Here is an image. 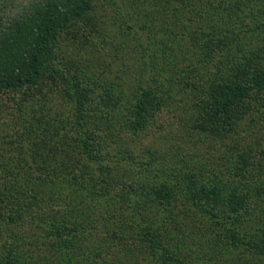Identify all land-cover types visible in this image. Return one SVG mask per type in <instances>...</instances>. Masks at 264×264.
Wrapping results in <instances>:
<instances>
[{
  "label": "trees",
  "instance_id": "1",
  "mask_svg": "<svg viewBox=\"0 0 264 264\" xmlns=\"http://www.w3.org/2000/svg\"><path fill=\"white\" fill-rule=\"evenodd\" d=\"M106 5L95 9L94 0H0V64L5 65L0 75V105L1 93L5 90L33 85L42 78H45L43 83L53 79L65 90L66 99L62 97L71 108L72 120L81 123L76 137L80 141L74 143L73 138L68 140L73 127H68L67 132L64 129L60 132L56 127L50 137L48 128L58 122L49 120L43 105L37 118L27 121L36 130L40 125H47L45 134L50 139L55 136V141L58 133L65 143H48L51 151L46 153L32 149L33 158H43L37 166L39 175L34 180L27 179L32 184L23 182L14 187L7 183L0 190V222H16L24 214L38 211L37 193L30 190L24 193L22 188L38 187L50 175L63 174L66 181L72 182L68 178L70 167L76 169V161L83 157L93 160L96 155L95 146L100 138L91 126L100 123V118L102 131H108L115 138L117 152L129 158L128 170L133 164L132 154L136 153L131 150L128 135L132 139L150 127L162 129L159 115L169 109L174 113L187 112L199 132L210 133L225 142L254 108L255 113L264 117V0H107ZM134 9L139 15L137 20L132 18ZM238 22L245 23L244 27H238L241 30L236 28ZM114 33H118V39ZM107 34L130 50L133 41L137 49L121 56L120 52L115 56H110L111 53L105 58L106 53L98 46V37ZM243 34L250 37L246 48H243L244 42L239 47ZM252 35L257 39L253 47ZM87 48L92 60L95 57L103 60L106 71L98 61L90 60V67L81 54ZM95 51L99 52L98 56ZM41 97L49 107L45 91ZM57 98L52 96L50 100L56 103ZM126 109L128 123L121 127L115 119L123 118ZM190 121L185 119L188 124ZM241 139L244 157L238 159V173L246 176L241 183L225 182L228 177L220 173L224 170L208 167V163L198 164L192 146L175 143L161 150L151 145L156 141L142 148L140 161L148 162L136 179L129 180L124 173L120 175L118 183H122L118 193L111 195L110 188L105 189L111 185L110 179L105 181L98 178V172L93 174L88 177L91 183L88 188L103 180L102 193L107 194V202L93 203L87 206L86 212L74 207L61 218H48L42 231L47 232L53 247L60 250L54 254L51 250L32 264H56L54 260L59 259L62 263L58 264H83L82 260H73L74 244L93 240L91 233L99 226L94 216L103 218L95 214L98 207L106 214L107 227L111 226L117 233L120 225L114 226L113 207H121L123 213L132 207L135 215L145 210L151 214L155 210H167L173 223L178 217L196 216L188 233L189 236L195 233L193 238L202 234L205 242L199 240L201 249L221 239L224 228H231L234 237L235 224L248 223L256 227L257 233V238L250 242L256 257L253 263L264 264V231L253 219L256 210L252 204L264 199V136L254 132L244 134ZM59 155L69 159V164L62 162L66 163L64 172L68 174L53 171L58 165L53 157ZM189 155L193 157L188 158ZM85 164L83 161L81 166ZM101 167L104 170L106 165ZM60 178L63 177H57ZM13 189L18 192L14 193ZM112 198L110 206L108 201ZM117 219L129 223L125 214ZM259 220L264 225L263 216ZM210 225L209 232L205 228ZM77 232L81 240L74 237ZM159 250L161 258L155 264L161 260L170 263L180 254L176 248L175 253H167L164 244ZM0 264H23V259L11 256L8 251Z\"/></svg>",
  "mask_w": 264,
  "mask_h": 264
},
{
  "label": "rangeland",
  "instance_id": "2",
  "mask_svg": "<svg viewBox=\"0 0 264 264\" xmlns=\"http://www.w3.org/2000/svg\"><path fill=\"white\" fill-rule=\"evenodd\" d=\"M103 1L105 0H94V4H96L95 9L99 7H108L106 5L107 0L104 4ZM99 15L100 14H96L95 17L97 18ZM138 16L136 9H134L132 18L137 20ZM100 17H102V15ZM243 24L245 23L238 22L236 28L244 27ZM250 24L251 23H249V26ZM238 29L241 30V28ZM139 32L142 33V31ZM117 34L118 33H114L116 39H118ZM115 38L108 34L103 38L98 37V46L106 53L105 58L111 53L112 55L110 56H115V54L120 52L121 56L123 54L132 53L137 49L134 44L135 42L132 41L130 50L126 46L124 47V45ZM248 38H250L248 35L243 34L239 47L242 46L244 42L243 48H246L249 44ZM250 41L253 47L257 39L252 35ZM93 53L97 56L99 54L97 51ZM81 54H83V57H86V62H89L90 67L92 66L90 60L104 64L103 60H96V57L95 60L90 58L92 57V53H90L89 48L85 49ZM115 65L118 66V62H115ZM104 67L105 64L101 66V68L106 71L107 69ZM134 70L135 67L132 68V71ZM4 71L5 65L2 66L0 64V75ZM44 79L45 78H42L40 82L33 85L28 84L16 90L8 89L1 93L0 190L5 188L7 183L14 187H18L20 183L23 182L32 184L31 181L27 179L34 180V178L39 175L37 166L41 165L43 162V158L32 157V149H38V151H45L46 153L49 150L51 151V146H49L48 143L51 145H54L57 141L59 144L65 143L58 133L56 134L58 139L54 141L55 136H53V139H50V137L54 135L56 127L57 129L59 128L60 132L62 129L67 132L68 127H73V131L69 133L71 135L68 140L72 141L73 138L74 143L80 141L76 137L79 136L78 125H81V123L72 120L74 115L71 113V108L63 101V97L65 99L66 97L62 84L53 79H48L43 83ZM44 91L46 92L48 103H50L49 107L48 104H43L42 101L41 96L44 94ZM52 96L58 97L56 103L51 102L50 99ZM58 101L62 102V104H59ZM42 105L46 116L50 117L49 120H57L58 122V125H54L53 127L48 126L50 137L44 132L47 125H40L36 130L31 126L32 124L29 125V122H27L35 119L36 114L42 112L38 111ZM171 111L172 110L169 109L159 115L162 129L150 127L147 132L138 133L132 136V139L128 135L127 138L132 143L131 150L134 153L136 152L132 154L134 160L131 165L132 167H129L128 170L126 169V162L129 161V158H127V155L122 156L119 154L117 152L116 142L114 141L115 138H111L108 131H102V119L100 118V123L98 124L93 123L91 127L96 129V136L99 135L100 138L95 146V149L99 151L97 152L96 150V155H94L93 160L88 157H83L81 160L75 162L77 164L76 169H73L72 166L70 167L72 171L69 172L68 178L72 182L66 181L67 179L63 174L59 176L50 175L40 181L38 187L33 186L30 189L22 188V192L24 193L27 190H30V193L34 192L35 195L37 193L39 206L36 209H38V211L33 210L34 212L32 211V213L28 212L27 216L24 214V218L16 222H0V244L4 243L0 245V263L4 262V257L8 251L11 256L15 258L22 257L23 264H32L33 260L37 258L40 260L46 253H50L51 250L52 254L59 251L60 249L53 247L54 245L50 238H47V232L42 231V227H45L44 223L48 221V218L50 220H52L54 216L61 218L64 212L72 210L74 207H78L79 211L84 210L86 212L87 206L93 203L100 204L102 202H107V194L102 193L103 180L99 181L98 184L95 183L96 185H94V187L88 188V186H91L88 177H91L93 174L96 175L98 172L100 175L98 178L104 179L105 181L110 179L111 181V185H109V187L106 186L105 189L108 190V188H110L111 195L118 193L121 189V185L119 184L122 183V181L118 183V180L122 173H124L125 177L129 180H134V177L136 179V176L142 173L141 170L145 164L147 165L148 160L142 162L139 157L143 154L142 148L150 142L156 141V144L151 143V145L161 150H164L166 145L174 146L175 143H178V146L181 144L184 146H192L193 150L196 152L194 156L197 163H208V167H214L215 170H224L223 173L220 171L218 172L223 174V177L224 175L228 177L225 182L241 183L246 180V176L238 173V171H240V162L238 159H240L241 156V158L244 157L241 144L243 141L241 138L244 134H253L254 132L264 136V117L262 116V118L255 113L257 112L255 108L246 119L239 122L237 129L227 142L218 138L216 139L214 136L210 135V133L199 132L195 126L193 127L194 123L192 124L190 121V116L187 112L174 113ZM42 114L43 113H41V115ZM195 117H197L196 114ZM65 119L68 123L61 124L60 122ZM185 119L191 123H186ZM115 120L122 124L121 127L127 124V109L123 113V118H116ZM103 125L106 127L104 122ZM124 129L126 128L124 127L123 130ZM126 134L125 132L124 136ZM97 140L98 138L96 141ZM230 140H232V142ZM137 152H140V154ZM190 156L191 158L193 157L192 155L187 157L190 158ZM53 158L58 164L53 171L56 173H60V171L64 172L66 168L63 164H69V162H67L69 161L68 157L63 158L62 155H59ZM71 160H74V155L71 157ZM83 161H85L86 164L81 166ZM102 165H106L104 170L101 167ZM225 166H230V171L226 170ZM81 168L83 171H81ZM112 174L113 178L111 179L110 177ZM114 175L117 177L114 178ZM57 177L63 178L57 179ZM242 188L245 187L243 186ZM13 191L14 193L18 192L17 189H13ZM112 200L113 198L108 201L110 206L112 205ZM1 201L0 206H2ZM252 204H254L256 210L253 219L258 221L257 224L261 227L263 232L264 225H261L259 217L263 216L264 218V199H257V201H254ZM131 208L125 209L123 213L121 207H113L115 210L114 226L116 224L120 225V228L117 227V233L114 229L110 228L111 226L107 227L108 223L105 219L106 214L98 207L99 210H97L95 214L103 216V218L94 216V220H97L99 226H96L94 232L91 233L93 240L91 242H88V240L80 241L79 244L75 242L73 260H82L80 262L83 264H155L157 259L161 258L159 254L161 250H159V247L164 244V250H167V253L173 254L177 250L180 251V254L175 260H172V262L166 263L164 260H161L160 264H254L253 262L256 257L253 249H251L252 246L250 242L257 238L255 226H251V229L248 223L238 225L237 222L235 224L236 231H232L234 237L231 236V228H228L229 230L224 228L221 239L219 238L213 245H205L206 248L203 247L201 249L200 245L202 244L199 243V240L205 242V238L201 237L202 234L199 233L196 238H193L195 233L190 236L188 233L191 225L197 218L196 216H177L179 219L174 216L177 221L173 223L171 222L170 214L167 210L163 212L155 210L152 214L150 210H145L135 215V213H132ZM39 209H42V211ZM121 214H125V217L128 218V224H125L122 219L117 221V217L120 218ZM235 221L236 220L232 222ZM122 226H125V228H122ZM211 227L212 225L205 229L210 232L212 229ZM111 230L115 232V234H112ZM237 234L240 235V237H235ZM69 237H71V235ZM74 237L81 240L78 232ZM63 243L67 244L64 241ZM249 250H252V252ZM186 257L188 259H186ZM55 258H59V256L56 255ZM54 261L56 264L62 263V259ZM63 264H65V262H63Z\"/></svg>",
  "mask_w": 264,
  "mask_h": 264
}]
</instances>
